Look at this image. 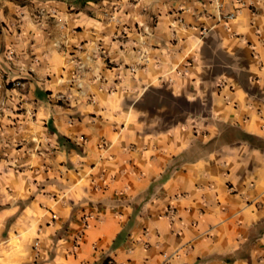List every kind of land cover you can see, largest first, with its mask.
Masks as SVG:
<instances>
[{
    "label": "crops",
    "instance_id": "0c3cea01",
    "mask_svg": "<svg viewBox=\"0 0 264 264\" xmlns=\"http://www.w3.org/2000/svg\"><path fill=\"white\" fill-rule=\"evenodd\" d=\"M0 94V264H264V0H0Z\"/></svg>",
    "mask_w": 264,
    "mask_h": 264
},
{
    "label": "rangeland",
    "instance_id": "374dc122",
    "mask_svg": "<svg viewBox=\"0 0 264 264\" xmlns=\"http://www.w3.org/2000/svg\"><path fill=\"white\" fill-rule=\"evenodd\" d=\"M14 2H18L20 0H13ZM29 2V1H26ZM42 9L36 8V11L33 12L35 18L41 19ZM43 21L46 22V18L43 19ZM131 70V67L130 69ZM76 74L73 75L72 79L70 80V83L73 84L75 87L76 85L74 83L77 82ZM12 84V85H11ZM6 87H16L20 86L18 80H11L5 85ZM77 91L80 89L77 88ZM159 94L157 97H147L145 98L141 104L138 106L142 108V118L150 119L156 122L158 125L162 124L163 122H170L175 120V118H181L182 115H185L188 112H192L197 108L196 103L194 102H186L181 98H172L170 99L167 95H165L164 92H158ZM5 95L0 94V114H3L2 107H4L5 104ZM60 103L68 102V100L65 99V96H61L58 98ZM157 101V102H156ZM164 104L167 105L166 109L163 110H156L158 109V106L161 108V106H164ZM157 106V107H156ZM5 136H10L9 132L5 130L0 124V138L2 137V140L5 139ZM0 140V149L5 147V143Z\"/></svg>",
    "mask_w": 264,
    "mask_h": 264
},
{
    "label": "built area",
    "instance_id": "2783aa9c",
    "mask_svg": "<svg viewBox=\"0 0 264 264\" xmlns=\"http://www.w3.org/2000/svg\"><path fill=\"white\" fill-rule=\"evenodd\" d=\"M234 17V14L233 13H227L226 15H224V19L225 21L229 20V19H232ZM76 85L77 88L80 87V84L79 82L77 81L76 83H74ZM173 211L171 209L168 210L167 214L168 215H172ZM82 228H87L88 226V220L93 218V215L92 213H87L85 214L83 217H82ZM78 240H79V235H76L73 240H72V245L73 246H76L77 243H78ZM32 249L35 253H37V242L35 241L32 245ZM166 258V256H165ZM110 263V262H109Z\"/></svg>",
    "mask_w": 264,
    "mask_h": 264
},
{
    "label": "trees",
    "instance_id": "16d2710c",
    "mask_svg": "<svg viewBox=\"0 0 264 264\" xmlns=\"http://www.w3.org/2000/svg\"><path fill=\"white\" fill-rule=\"evenodd\" d=\"M69 6H73L77 9H81L86 5V2L92 1L96 2L97 0H64ZM59 141H66L63 137L59 136L58 137Z\"/></svg>",
    "mask_w": 264,
    "mask_h": 264
}]
</instances>
